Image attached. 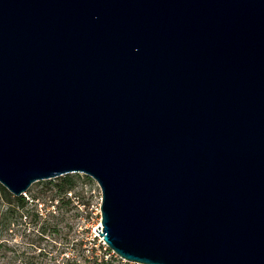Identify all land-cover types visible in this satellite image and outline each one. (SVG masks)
<instances>
[{
    "label": "water",
    "instance_id": "obj_1",
    "mask_svg": "<svg viewBox=\"0 0 264 264\" xmlns=\"http://www.w3.org/2000/svg\"><path fill=\"white\" fill-rule=\"evenodd\" d=\"M82 173L136 264H264V0H0V183Z\"/></svg>",
    "mask_w": 264,
    "mask_h": 264
},
{
    "label": "rangeland",
    "instance_id": "obj_2",
    "mask_svg": "<svg viewBox=\"0 0 264 264\" xmlns=\"http://www.w3.org/2000/svg\"><path fill=\"white\" fill-rule=\"evenodd\" d=\"M70 175L75 177L76 185L68 194L59 193V178L37 182L30 188L24 196L27 199L38 197L36 202L41 219L38 225H33L30 218H25L23 224L13 229L15 232L10 245L15 250L31 252L32 239L45 225L49 227L43 245L47 254L37 260L38 264H96L94 255L104 257L108 264H136L105 249L96 231L102 225V189L99 183L86 174ZM15 252L10 251L9 256L15 255ZM4 253L0 250V264H9L4 259ZM26 255L29 256V253ZM19 260L15 264H22L24 256Z\"/></svg>",
    "mask_w": 264,
    "mask_h": 264
},
{
    "label": "trees",
    "instance_id": "obj_3",
    "mask_svg": "<svg viewBox=\"0 0 264 264\" xmlns=\"http://www.w3.org/2000/svg\"><path fill=\"white\" fill-rule=\"evenodd\" d=\"M59 179L61 180L60 184L57 185L59 193L68 194L75 188L76 179L72 175H66ZM37 200L38 197L36 196L31 199H27L24 195L17 197L0 183V250L5 251L3 256L9 264L20 261L21 256L25 258V260H21L22 264H38L37 260L47 254V249L43 245L49 227L47 228L45 225L38 230L39 235L32 239L31 249L33 252L15 250L10 245L12 235L15 232L13 229L23 224L25 218H30L33 225L39 224L42 215L38 210ZM39 250L40 253H37ZM10 251H16V254L9 256ZM27 253H29V256L26 255ZM93 257L96 264H108L104 257L98 255Z\"/></svg>",
    "mask_w": 264,
    "mask_h": 264
},
{
    "label": "built area",
    "instance_id": "obj_4",
    "mask_svg": "<svg viewBox=\"0 0 264 264\" xmlns=\"http://www.w3.org/2000/svg\"><path fill=\"white\" fill-rule=\"evenodd\" d=\"M101 238H102V237H101ZM102 240H103L104 248L107 249V250H108V249L111 250L110 247L106 244V242L104 241L103 238H102ZM112 252H113V254L117 255L113 250H112Z\"/></svg>",
    "mask_w": 264,
    "mask_h": 264
}]
</instances>
